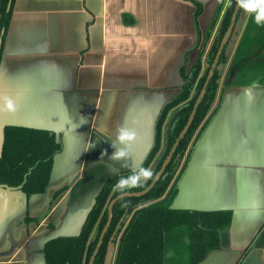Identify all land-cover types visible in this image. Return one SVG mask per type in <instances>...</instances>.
<instances>
[{
    "label": "crops",
    "instance_id": "obj_1",
    "mask_svg": "<svg viewBox=\"0 0 264 264\" xmlns=\"http://www.w3.org/2000/svg\"><path fill=\"white\" fill-rule=\"evenodd\" d=\"M221 1L11 3L0 41V95L11 98L16 110L0 111V154L6 126L54 132L62 150L43 194L27 197L0 187V264L44 263L45 243L80 232L107 178L143 163L163 106L184 85L183 65L188 71L196 59L198 29L208 31ZM195 2L203 7L197 24ZM121 125L134 126L139 137L129 168L101 156L114 151L110 143ZM172 205L231 212L219 249L200 264H264V87L225 91Z\"/></svg>",
    "mask_w": 264,
    "mask_h": 264
},
{
    "label": "trees",
    "instance_id": "obj_2",
    "mask_svg": "<svg viewBox=\"0 0 264 264\" xmlns=\"http://www.w3.org/2000/svg\"><path fill=\"white\" fill-rule=\"evenodd\" d=\"M224 1H221L208 31L203 34L198 29V41L194 48L198 50L196 59L188 71L186 63L183 65L181 74L184 85L180 93L163 106L158 116L153 147L140 165L151 168L164 153L154 177L187 124L214 63L219 43L230 26L237 0L229 1L208 47ZM8 4L9 0H0L2 43L11 21L12 5L8 10ZM195 5L194 20L197 24L203 7L198 2ZM246 18L245 27L232 52L224 49L194 120L162 177L145 195L124 197L114 205L111 226L94 264H104L111 237L116 245L113 264H200L209 252L219 249L221 232L231 224L230 211L179 210L173 208L172 204L196 145L222 106L225 91L264 87V24H256L250 12ZM219 65L223 66L222 70L218 68ZM174 114L176 116L166 137L167 124ZM61 150V137L54 132L6 126L0 154V187L21 190L27 197L43 194L50 183L55 155ZM130 171L125 170L107 178L77 235L58 236L45 243L42 250L44 264H89L108 222V205L119 195L113 191V185L121 175H127ZM152 181L128 192L143 191ZM63 191H56L54 200Z\"/></svg>",
    "mask_w": 264,
    "mask_h": 264
},
{
    "label": "clouds",
    "instance_id": "obj_3",
    "mask_svg": "<svg viewBox=\"0 0 264 264\" xmlns=\"http://www.w3.org/2000/svg\"><path fill=\"white\" fill-rule=\"evenodd\" d=\"M237 4L246 12L253 14L256 24H264V0H237ZM15 110V102L8 96L0 95V111L14 112ZM135 123L133 121V124ZM138 139L139 137L134 126H118L115 137L110 143L114 151L111 154L103 151L101 152V156H107L109 161L119 162L121 167L129 168L131 167L132 150ZM96 146V143H92L90 149L93 150ZM153 179L154 174L151 168L139 166L131 169L127 175H121L113 185V191L124 196L128 194V190L144 186L148 181Z\"/></svg>",
    "mask_w": 264,
    "mask_h": 264
},
{
    "label": "water",
    "instance_id": "obj_4",
    "mask_svg": "<svg viewBox=\"0 0 264 264\" xmlns=\"http://www.w3.org/2000/svg\"><path fill=\"white\" fill-rule=\"evenodd\" d=\"M10 5H11V0L9 1L8 8L10 7ZM247 15H248V12H246L243 8L239 7L238 4H237L236 7H235L234 12L232 14V17H231L230 26H229L224 38L219 43V49H218V52L216 54L214 63L212 64V66H211V68H210V70L208 72L205 84H204L202 90L200 91V93L198 95V98L196 99V102L194 104L192 113L190 114V117H189V119L187 121V124L185 125L184 129L180 133V135L177 138V140H176L174 146L172 147L170 153L168 154L167 158L163 162L161 169L157 172V174L155 175V177H154L153 181L151 182V184L143 191L130 192V193L128 192V194L124 195V196H121L119 194V195H117L116 197H114L110 201V203L108 205V222H107L106 226L104 227V229L102 230V232L100 234L98 244H97L96 249H95V251H94V253H93V255H92L91 259H90L89 264H94L95 258H96L97 254H98V252H99V250L101 248V245L103 243L104 236H105V234L107 233V231L109 230V228L111 226V222H112V219H113V207H114V205L120 199H122L124 197H141V196L145 195L147 192H149L153 188V186L156 184V182L162 177L163 173L165 172V169H166L167 165L172 160V157H173V155H174V153H175V151H176V149L178 147L179 142L181 141V139H183L185 137V135L187 134V132H188L193 120H194V117H195V114H196V110H197L201 100L205 96L206 89H207L211 79L214 76L215 70L217 69V65H218L219 59H220L224 49L226 48L228 53L232 52V50L234 49V47L236 45V42H237V40L239 38V34L241 32L244 20L247 17ZM218 68L220 70H222L223 66L219 65ZM175 116H176V114H174L171 117V119L169 120V122L167 124L166 131H165L166 137L168 136V134H169V132L171 130L172 123H173V120H174ZM163 155H164V153L160 156V158L151 167V169L153 171V174L155 173V171L157 169V166L160 163V160L163 157ZM95 238L96 237H94V239ZM114 250H115V244L113 243V237H111L109 245H108V248H107L104 264H112Z\"/></svg>",
    "mask_w": 264,
    "mask_h": 264
},
{
    "label": "flooded vegetation",
    "instance_id": "obj_5",
    "mask_svg": "<svg viewBox=\"0 0 264 264\" xmlns=\"http://www.w3.org/2000/svg\"><path fill=\"white\" fill-rule=\"evenodd\" d=\"M115 249H116V245H115ZM114 252H115V250H114ZM114 256H115V255H113L112 264H113ZM104 261H105V260H104Z\"/></svg>",
    "mask_w": 264,
    "mask_h": 264
},
{
    "label": "rangeland",
    "instance_id": "obj_6",
    "mask_svg": "<svg viewBox=\"0 0 264 264\" xmlns=\"http://www.w3.org/2000/svg\"><path fill=\"white\" fill-rule=\"evenodd\" d=\"M227 77H228V76H227ZM42 264H44L43 261H42Z\"/></svg>",
    "mask_w": 264,
    "mask_h": 264
}]
</instances>
